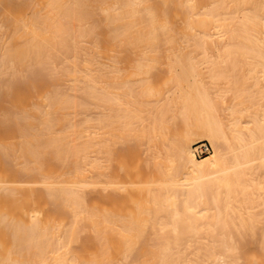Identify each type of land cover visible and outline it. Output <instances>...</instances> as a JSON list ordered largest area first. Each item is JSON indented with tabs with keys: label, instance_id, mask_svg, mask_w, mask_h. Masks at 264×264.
Segmentation results:
<instances>
[{
	"label": "bare ground",
	"instance_id": "obj_1",
	"mask_svg": "<svg viewBox=\"0 0 264 264\" xmlns=\"http://www.w3.org/2000/svg\"><path fill=\"white\" fill-rule=\"evenodd\" d=\"M2 1L11 33H0V78L10 77L0 85L15 99L1 86L12 105L0 103L15 111H1L0 123L17 118L16 133L0 129V264H264V0ZM155 66L167 71L157 83L168 92L128 87ZM206 80L218 94V82L228 85V105L227 89L212 99ZM219 107L230 111L226 121ZM148 116L149 130L138 132L152 146L146 163L185 181L144 197L135 187L142 172L126 163L102 170L118 155L114 139L139 138L134 123ZM203 140L214 151L199 159L193 146ZM133 146L118 158L137 160ZM122 175L138 179V191L115 181ZM99 184L98 199L90 194ZM257 230L260 254H243Z\"/></svg>",
	"mask_w": 264,
	"mask_h": 264
},
{
	"label": "rangeland",
	"instance_id": "obj_2",
	"mask_svg": "<svg viewBox=\"0 0 264 264\" xmlns=\"http://www.w3.org/2000/svg\"><path fill=\"white\" fill-rule=\"evenodd\" d=\"M2 0H0V2H1ZM12 1V0H11ZM14 2H12V3H16L15 2V0H13ZM22 0H19V1H17L18 3L20 2V3H22L21 2ZM25 0H23V2H24ZM4 1H2V4H6V2L7 3H10V0H6V2L5 3H3ZM12 3H10V4H12ZM9 5V4H8ZM2 5L0 4V14H1V9L3 8V7H5L6 5H3L2 7H1ZM4 10V9H3ZM2 12H4V11H2ZM6 12L7 11H5L4 13L6 14ZM8 13V12H7ZM4 14V15H5ZM3 15V14H2ZM4 15H3V18L2 19H5V20H9V18H7L6 19V17L4 18ZM99 15V14H98ZM99 17V16H98ZM0 18H1V16H0ZM2 19H0L1 20V22H3L2 21ZM95 19V21L96 20H98L97 22H96V24L100 27V25H102V24H99L100 22L99 21H101L102 20V18L99 20V18H97L96 19V17L94 18ZM0 22V26L2 25L3 27H1L0 29L2 30V32L0 31V33H3L4 32V29H6L5 28V26L6 25H8V26H10V23L9 24H6L7 22H5V23H1ZM99 22V23H98ZM4 24H6L5 26H4ZM104 24V23H103ZM7 26V27H8ZM102 27V26H101ZM100 27V28H101ZM4 28V29H3ZM103 28H105V27H103ZM9 29H11L10 27H8L5 31H7L8 33V35H10V31L11 30H9ZM5 34V33H4ZM3 34H1L0 36V40H2V38H3V40H4V42H2L3 44L4 43H6L5 42V37L7 36H2ZM8 38V37H7ZM83 39L84 38H81V40L83 41ZM88 39V38H87ZM87 39H85L86 40V43L84 44V41L82 42L85 46H86V44H88V42L87 41H89V40H87ZM8 40V39H7ZM80 40V41H81ZM90 42V41H89ZM1 44V43H0ZM3 44H1V46L3 45ZM91 46V45H90ZM79 47H81L82 48V46L80 45ZM1 49L0 50H2V48L3 47H0ZM84 48V47H83ZM89 48V47H88ZM91 48V47H90ZM86 49H87V47H86ZM86 49H82V51L84 50V52H82V54H84L85 53V50ZM93 49V48H92ZM91 49V50H92ZM87 51H89V50H87ZM1 53H2V51H0ZM91 52V51H90ZM80 53H81V51H79V56L77 55V60H80ZM86 53H88V52H86ZM123 53V52H122ZM126 53H124V54H121V56H120V54H119V58L121 59V60H123L126 56H127V54H128V52H127V54L125 55ZM89 55H91V53H89ZM88 56V55H87ZM80 57V58H79ZM83 58H85V57H83ZM83 58H81V60L83 59ZM60 60V59H59ZM58 60V61H59ZM80 60V61H81ZM97 60H98V58H97ZM100 60V59H99ZM59 63H60V61H59ZM121 65H122V63H121ZM156 68H152L149 72L147 71V73L146 74H144L145 75V77L143 76V78H142V80L144 79L145 81H140V82H137V81H135V79H133V80H131L132 82H130V83H128V87H130V89H132V90H134L133 92H138V91H143V90H141V88H145L146 87V89L148 88V87H152L153 86V88L154 87H156L155 88V90H157V89H162L163 87L164 88H166V86H161L162 85V83L160 84V86L162 87V88H159V83H157V82H159V81H161L162 79L161 78H159L158 77V75H160V74H164L165 72V74H167V71H165V69H163V67L161 68V69H163V71H165V72H163V73H161V69H160V67H158V66H155ZM8 71H10V70H8ZM7 71V72H8ZM6 73V72H5ZM5 73H2L1 74V77L3 78H5V76L4 75H6ZM8 75L10 74V73H7ZM3 75V76H2ZM8 75H6V77L7 78H9L10 77V75H9V77H8ZM160 76H162V75H160ZM142 77V76H141ZM158 77V79H155V78H157ZM2 78H0L1 80H0V83L2 82L3 84L4 83H6V82H4L5 80H7V78H5V79H3L2 80ZM163 78H165V76H163ZM161 79V80H160ZM159 80V81H158ZM9 81V80H8ZM67 82V81H66ZM69 82V81H68ZM136 82V83H135ZM206 82H207V80H206ZM63 83H65V82H63ZM62 83V84H63ZM3 84H1L0 85V88H1V86L3 85ZM8 84V87H9V83H7ZM7 84H6V86L5 87H3L2 86V91L4 90V91H6V94H7V92L10 94H7L8 96H13V98H14V95L12 94V89H6V87H7ZM61 84V82L60 83H58V86ZM67 84V83H66ZM158 84V86H156ZM207 85H209V86H212L213 88H210V87H208L207 85V90H209V94H210V96L212 97V99L214 98V97H216L217 98V88L215 87V86H213V85H211V84H208V82L206 83ZM217 84H220L221 86H219L218 87V89H219V91L220 90H223V94H222V92H221V94H220V92H219V94L220 95H222V96H224V94H225V89H227L226 91H227V94H226V96H224V98H225V100L226 101H228V102H226L225 100V102H226V105H228L230 102L229 101H231L232 99H230V94H233V91H232V93H229V92H231V90L229 91V89L228 88H223V86H227L228 87V85H226L225 83H223L222 81L221 82H218ZM222 84H223V86H222ZM225 84V85H224ZM5 85V84H4ZM54 85V84H53ZM57 85V84H56ZM68 85V84H67ZM66 85V86H67ZM131 85H133L135 88H136V90L135 89H133L132 88V86ZM51 86V85H50ZM49 86V88L50 89H52L51 87ZM55 86V85H54ZM61 86V85H60ZM55 87V88H61V91L62 92H64V91H66L65 90V88H67V92H68V88H69V85H68V87H66L65 86V84H63V86H65V88H62L63 86H61V87ZM148 86V87H147ZM172 85L170 84V87H171ZM218 86V85H217ZM173 87V86H172ZM3 88H5V89H3ZM54 88V87H53ZM139 88V89H138ZM163 88V89H164ZM210 88V89H209ZM70 89V88H69ZM168 89V90H167ZM59 90V89H58ZM164 90H166L165 91V93L166 92H168L169 91V87H168V85H167V88L166 89H164ZM164 90H162V92H164ZM170 90H172V89H170ZM1 90H0V95L1 96H3V98H1L0 97V102L2 101L3 102V100L5 99V97L4 96H6V98H7V95H5V93H4V95L2 94L3 92H2ZM71 91V90H70ZM121 91V90H120ZM171 92V91H170ZM66 93V92H65ZM69 93V92H68ZM72 93V92H71ZM74 93V92H73ZM72 93V94H73ZM121 93H122V91H121ZM217 93V94H216ZM12 94V95H11ZM140 94V93H139ZM215 94H216V96H215ZM219 94H218V96H219ZM163 96V95H162ZM232 97L231 98H233V95H231ZM10 97V98H11ZM12 98V99H13ZM141 98H143V97H141ZM154 98V97H153ZM153 98L152 97H150L148 100H152V101H154L155 100V98H154V100H153ZM159 98V100H160V98H163V97H158ZM216 98L214 99V100H216ZM7 99H9V98H7ZM15 99V98H14ZM13 99V101H15ZM126 99H128V100H131L132 98H126ZM145 99V98H144ZM31 100V99H30ZM8 101H11V100H7V102H6V100H4V102L3 103H8ZM142 101H143V99H142ZM146 101V100H145ZM164 101V100H163ZM162 101V102H163ZM23 102V101H22ZM31 103V102H34L33 100H31V102L30 101H26V99L24 100V102L23 103ZM144 102V101H143ZM147 102V101H146ZM146 102H144V103H146ZM155 102V101H154ZM153 102V103H154ZM3 103H0V118L1 117H4V115H3V113L2 112H5V113H10V112H14L15 110H13L12 109V107L14 106H12L11 108H10V110H8L9 109V106H7L8 107V109H6V107L4 106V107H2L1 105H4ZM9 104H11V102L10 103H8V105ZM14 104V103H13ZM12 105V104H11ZM26 105H29V104H26ZM88 105V104H87ZM92 105V106H91ZM146 105H148L147 107H149V106H151L152 104L150 103H148V104H144V108L143 109H146L147 107H145ZM154 105V104H153ZM156 105V104H155ZM85 106H86V104H85ZM85 106H82V107H85ZM89 106V105H88ZM87 106V107H88ZM179 106H180V104H178L177 106L174 104V114L176 115L175 117L176 118H174V120L176 121V124H174V126H176L177 128H182L183 127V124H184V120H185V117L184 116H182L181 115V113H180V109H179ZM86 107V108H87ZM90 109L92 110V107H94V105L93 104H90ZM154 107V106H153ZM5 110H3V109ZM81 108V107H80ZM2 109V110H1ZM79 109V108H78ZM83 109V108H82ZM88 109H89V107H88ZM89 109V112H90V114H87L89 117H93L94 118V116H91V115H94L95 114V117H96V115H97V113L98 112H96L97 111V109H96V107H94V109H96V111L94 112V114H93V111H91ZM151 109H152V107H151ZM222 110L223 108H218V110ZM81 109H79V111H80ZM85 109H83L82 111H84ZM149 110V109H148ZM147 110V111H148ZM223 110H225V109H223ZM221 111V113L219 114V115H221V117H222V119L224 118L225 119V121H226V119H228L229 117H228V113H230V111L228 110V112L227 111ZM2 111V112H1ZM78 111V110H77ZM78 111V112H79ZM87 111V110H86ZM86 111H84L85 112V114H86ZM146 111V110H145ZM84 112L82 113H79V114H84ZM89 112H87V113H89ZM145 113V112H144ZM218 113H219V111H218ZM85 114H84V117H86L85 116ZM2 115V116H1ZM13 115V114H12ZM12 115L10 114V116L11 117H9V115H8V117H9V119H8V117L6 116V120L4 119V121H1L2 123H0V129H2V130H6V128H9L10 129V132L9 131H7L6 133L7 134H11V132H15V131H12L11 130V123H13V125H15L16 124V122L14 123V121H12L13 119H12ZM144 115V114H143ZM145 115H146V113H145ZM148 115V114H147ZM146 115V116H147ZM81 117H83V115H80ZM145 116V117H146ZM88 117V118H89ZM144 117V118H145ZM149 117V116H148ZM151 117V116H150ZM150 117L147 119V121L148 120H151L150 119ZM241 117V116H240ZM243 117V116H242ZM241 117V118H242ZM13 118H17V116H14L13 115ZM93 118L92 119H89V120H93ZM169 118V117H168ZM12 119V120H11ZM82 120V118H79V120ZM83 119H87V118H83ZM243 119H246L245 118V116L243 117ZM243 119H242V121H243ZM0 120H2V119H0ZM16 120H19V119H16ZM80 120V121H81ZM95 120V119H94ZM168 120V119H167ZM83 121V120H82ZM144 121V119H142V120H139V121H137V122H135L134 123V128L136 129V133H137V135H138V132L139 133H141L142 134V132H143V130H145L146 129V127H147V129L146 130H149L148 128L150 127V122L148 121ZM152 121V120H151ZM175 121H174V123H175ZM95 122V121H94ZM94 122H92V123H94ZM150 123V124H149ZM171 123V122H170ZM90 124V123H89ZM84 126H85V124H84ZM172 127V126H171ZM15 127H13L12 126V129H14ZM9 132V133H8ZM16 133V132H15ZM14 133V134H15ZM13 134V133H12ZM9 136H11V137H14V135L12 136V135H9ZM16 136V135H15ZM139 136V138H137L136 136H127L126 138L124 137V139H122V138H115L114 140H115V143L113 144V147L116 149V150H118L119 152H116L118 155H117V157H116V160L112 163V167L110 168V169H100V170H102V171H107V172H109V171H112V172H114V171H119V169H120V167L121 166H123V164L124 163H126L128 166H129V168L131 169V171H140V172H142V175L143 176H141V178H138V179H136V178H130V180L131 179H136L135 181L134 180H128L126 177H124L123 175H122V177L121 176H118V177H116V180L115 181H119L120 183H125V186H126V188L127 189H129V191L131 190V189H133L132 187H133V185H135L136 184V181L138 180V184H137V186H135V187H138V189H140L141 190V192H142V194H144L143 196L144 197H148V196H150L149 194H148V196L146 195V191H147V189H157L158 187H159V184H161V183H167L168 184V186H171V185H174V184H172V182L173 181H176V182H181L182 180L183 181H185L184 179H183V174L182 173H177L176 175H175V177L176 178H174V176H171V175H168V173L167 172H169V173H171L172 172V170L170 169V167H165V166H163V167H161V168H159V167H157L156 166V163L154 164V163H152V164H148V163H150V161L151 160H149V162L148 163H146V161H148V159L149 158H151V156L149 155L150 154V152L152 151V150H149V147H151V149H152V146H148L147 145V141H146V138H144V137H142V136H140V135H138ZM15 138V137H14ZM203 142H207V143H209L210 145H211V143L208 141V140H203ZM134 143V144H133ZM150 144V143H149ZM131 145H134L133 147H135L136 145H137V147H135V148H138V150L136 151L135 149H134V151H136V152H138L137 154V157L139 158H137V160H133V161H130V162H127V161H124V160H121V159H119L118 158V156L121 154V152L122 151H124L125 149H127V147L128 146H130L131 147ZM212 146V145H211ZM129 147V148H130ZM212 148H213V146H212ZM213 151H214V148H213ZM213 151L210 153V154H212L213 153ZM152 153V152H151ZM209 154V155H210ZM209 155H207V156H209ZM100 156V155H99ZM149 156V158H147ZM207 156H204V157H202V158H205V157H207ZM147 158V159H146ZM202 158H199V159H202ZM11 159H8V160H6L5 162H4V164H8V163H10L9 161H10ZM102 161H103V159H102ZM162 161V160H161ZM163 162H165V161H163ZM12 163V162H11ZM136 164V165H135ZM148 164V165H147ZM176 163H173V165H175ZM10 165H12V164H10ZM169 165V164H168ZM173 165H171L170 164V166H173ZM164 172V173H163ZM172 174V173H171ZM174 175V174H173ZM182 179V180H179L178 181V179ZM99 180H104V178H99ZM107 180V179H106ZM133 181V182H132ZM140 181V182H139ZM182 181V182H183ZM134 182H135V184H134ZM104 185H101V184H99V185H97V190H94L93 191V193L95 194V195H92V194H90V196H93L94 198H98L99 199V196L101 195L102 196V187H103ZM112 187H114V186H110L108 189H110V191L109 190H107L108 192H112L111 191V189H112ZM183 187V186H182ZM99 189L101 190V191H99ZM138 189L137 190H135V189H133V190H135V191H138ZM180 189H181V187H180ZM183 190V189H182ZM220 191H222L223 190V187H221L220 189H219ZM179 190L177 189V195L180 193H182V192H178ZM100 192V193H99ZM104 193H106V192H104ZM112 194H114V196L116 195V194H118L117 193V191L114 193H112ZM120 194V193H119ZM119 194H118V196H119ZM179 194V195H180ZM179 195H178V197H179ZM100 196V197H101ZM117 196V195H116ZM143 196H141V197H139L140 199L139 200H136L137 201V203H138V205H135L134 207H135V209H137L138 208V206H140V207H144L143 206V200H144V197ZM115 198H117V197H115ZM181 198H182V195L179 197V199L181 200ZM98 199L96 200L95 199V201H98ZM142 200V201H141ZM179 200V201H180ZM100 201V200H99ZM98 201V203H100ZM132 205V204H131ZM112 205H110V207H111ZM120 205H114V206H112V207H114V208H117V207H119ZM133 206V205H132ZM131 206V207H132ZM150 207H152L151 205H149ZM212 206V205H211ZM130 207V208H131ZM133 208V207H132ZM167 213V212H166ZM163 214V212L162 213H160V215H162ZM168 214V213H167ZM167 214H165V216L164 217H166L167 216ZM164 215V214H163ZM168 215H170V214H168ZM142 217L143 218H146L147 216L146 215H144V214H142ZM148 218H151V216H149L148 215ZM166 218H169V216L168 217H166ZM148 225H149V223H148ZM85 233H89L88 231L87 232H83L82 233V235L83 236H85L86 234ZM118 234V232L117 231H114L113 232V235H117ZM170 235V234H169ZM172 236V235H171ZM173 236H175V234L173 235ZM255 236V238H254V240L253 241H248L246 244L244 243L243 244V246H241V248L243 247L244 249H245V252L243 253V254H252V253H257V254H260V251L259 250H257V248L260 246H258V243H259V241H260V232L257 230V234H255L254 235ZM169 238H170V236H169ZM170 239H174V237H171ZM195 239V238H194ZM196 240V239H195ZM198 240V239H197ZM194 241V240H193ZM78 246H80L77 242H74V243H72L71 244V247H73V248H76L77 249V247ZM258 246V247H257ZM244 249H241V250H243L244 251ZM93 249H91L90 250V252L92 251ZM246 251H247V253H246ZM249 252V253H248ZM262 253H264V251H261ZM132 255V254H131ZM133 256V255H132ZM122 257V256H121ZM121 257H119V258H121ZM228 258V257H227ZM227 258H224V259H227ZM132 258L131 257H128L122 264H128L129 262H130V260H131ZM229 259V258H228ZM227 259V260H228ZM231 260H229L228 262V264H230L231 263V261L233 260V258H230ZM238 260H243L244 261V259H243V257H241V259H238ZM225 261V260H224ZM224 261H222V262H224ZM221 262V264H223ZM241 263V264H244V263H242V261H238V263ZM225 264H226V262H225Z\"/></svg>",
	"mask_w": 264,
	"mask_h": 264
},
{
	"label": "built area",
	"instance_id": "obj_3",
	"mask_svg": "<svg viewBox=\"0 0 264 264\" xmlns=\"http://www.w3.org/2000/svg\"><path fill=\"white\" fill-rule=\"evenodd\" d=\"M213 151L212 146L207 142H200L193 146V154L196 158H202Z\"/></svg>",
	"mask_w": 264,
	"mask_h": 264
}]
</instances>
